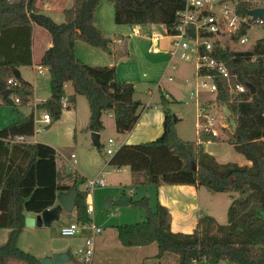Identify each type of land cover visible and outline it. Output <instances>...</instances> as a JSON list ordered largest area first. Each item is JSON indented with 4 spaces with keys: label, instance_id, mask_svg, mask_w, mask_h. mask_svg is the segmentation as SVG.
I'll return each instance as SVG.
<instances>
[{
    "label": "trees",
    "instance_id": "trees-1",
    "mask_svg": "<svg viewBox=\"0 0 264 264\" xmlns=\"http://www.w3.org/2000/svg\"><path fill=\"white\" fill-rule=\"evenodd\" d=\"M100 1L72 0V5L63 10V21L57 23L41 12L38 0H0V103L15 107L12 96L20 103L32 96V87L22 80L18 67L31 64L32 32L38 26L52 43L38 63L49 71L50 96L39 108L49 115L50 123L59 119L63 101L74 103L80 94L89 106L88 130L103 129L101 116L105 111L112 113L118 133H128L134 127L141 104L133 99L134 85L117 81L114 66L89 65L75 55L77 41L110 51L111 39L95 24V10ZM107 1L113 5L115 24H155L167 30L176 24V13L184 6V0ZM214 57L225 62L233 83L245 86V92L235 95L222 76L214 78L218 88L215 99L226 104L235 122L227 142L249 165L220 164L197 142L181 139L176 131L179 118L169 107L172 101L163 93L159 98L162 133L152 141L119 146L108 161L114 166L128 165L132 172H143L147 185L191 184L204 186L211 192H237L227 210L228 223L219 225L212 217L201 215L193 233H174L170 230L168 209L158 202L151 208L144 196L132 204L144 209L145 219L115 226L117 238L125 247L155 243V258L172 253L177 255L176 264H219L224 260L233 264H264V37L244 52L216 46ZM10 78L17 85H9ZM67 82L73 88L69 96L64 90ZM5 89L8 93L2 95ZM33 130L30 114L0 129V138L9 143L11 137L32 135ZM198 137L200 142L216 140L202 130ZM17 145L12 147L25 148L27 163L12 161L6 169L0 164V229H8L6 241L0 244V264H8L9 259L22 264H42L17 245L24 227L23 211L40 213L54 205L58 192L75 187V220L87 224L90 222L87 190L79 188L86 180L73 173L70 185L59 184L56 152L51 146ZM7 150L6 145L0 150V163L4 162Z\"/></svg>",
    "mask_w": 264,
    "mask_h": 264
},
{
    "label": "crops",
    "instance_id": "crops-1",
    "mask_svg": "<svg viewBox=\"0 0 264 264\" xmlns=\"http://www.w3.org/2000/svg\"><path fill=\"white\" fill-rule=\"evenodd\" d=\"M105 1L101 0L96 7L95 24L106 37L111 39L110 51L106 52L83 41H77L75 44V55L79 60L89 65L114 66L117 81L131 82L134 85L133 99L141 103L138 109L140 115L136 124L128 133H118L112 113L105 111L101 116L103 129L97 132L99 145L95 146L90 137L92 131L87 128L89 118L88 102L85 96L80 94L76 95L74 103L66 102L59 119L53 123H50V121L44 122L42 115L45 111L39 108V104L50 96L49 71L38 63L43 52L52 43L47 33L36 26L33 27L32 32L31 64L18 67L22 80L29 83L32 87V96L22 103L15 102L14 96H12L11 99H13L15 107L0 103V109L8 106L12 108L11 111L13 113L10 116V123L1 126L0 129L32 114L34 132L32 135H15L9 139V143H7L6 139L0 138V150L4 148V145L8 147L7 152L3 155L4 162L1 161L0 164L4 169L12 161L26 164L28 161L27 152H25V148L18 145L43 143L51 146L56 152L55 164L57 182L59 184L70 185L73 175L69 178L66 173L68 175L75 173L78 177H83L86 180L85 183L79 186L81 190H86V184L89 180L97 176H103L105 184L95 187L90 194L87 192L86 196L87 208L92 211L90 224L101 228V232L94 236V255L87 263H84L76 256L75 264H151V262L145 263V261L150 260L154 261L153 264H176L177 255L170 256L172 253H166L162 258L156 259L157 246L155 243L125 247L119 242L115 226L140 222L146 216L144 209L134 206L132 201L139 200L145 196L148 198L151 208H154L156 202L160 203L170 213V230L174 233L191 234L196 229L201 215L212 217L219 225L227 224L228 207L238 194L237 192H211L204 186L191 184L162 183L158 186L147 185L144 183L145 176L143 172H132L128 165L114 166L109 163L108 160L111 155L105 154V150L101 149V146H105V141H101L102 132L106 129L103 117L107 116L112 121V133L115 135L112 139L118 147L123 144H137L156 139L162 133L163 112L159 105L161 93L172 102L177 101L174 95L175 92L167 86V84L173 82L174 74H167V72L172 69L174 73L176 72L177 77H185L186 71L184 66L179 67L178 71H176V68H178L175 61L177 57H172L169 53L171 50V37L166 33L163 25L115 24L113 17L110 19L108 14L105 15L113 5L106 4ZM38 5L43 14L60 23L63 21V10L71 6L72 3H70V0H38ZM191 62L193 63V61ZM173 66L174 68H172ZM27 67L31 68L32 77L30 79H27L23 73V69ZM194 73H191V79H194ZM168 75H172L173 80L169 81L167 79ZM41 77L42 85H40L39 81ZM70 85V82L64 84L67 96L73 93L72 85ZM69 87H71V90ZM195 103L197 118V122L195 119V139L188 141L197 142L203 148V151L212 155L220 164L236 163L238 165H249L250 162L228 142L218 141L217 138L215 141H199L198 135L199 131H201L198 118L199 102ZM178 118L179 121L176 124L177 134L181 139L187 140L179 133L178 125L181 122V117ZM37 122L43 124L46 132L55 131L57 133L56 140L38 139L36 136L38 132L36 129ZM20 136H23V139H19ZM13 144H18V147L13 148ZM64 147H69L74 152L66 160V163L68 162V164L65 163L66 170L63 168L62 171H59L58 155L62 157L61 149ZM95 147L98 148L99 153L94 149ZM230 151L237 155L238 162H230L226 159L225 154L226 152L230 154ZM72 154L74 157H72ZM96 189H99V194H94ZM122 194L130 197L128 205L115 206L110 211L109 207L105 208L107 209L106 213L101 215L102 220L99 221V215L96 211L101 212V210L97 209V206L101 205L103 199L108 196H112L113 200H116ZM56 203L57 200H55L54 205ZM63 214H69L70 222L76 221L75 210L71 213L62 211L59 218ZM27 228L32 227L24 226L23 230ZM78 234L81 244L85 237L92 234V231L89 225H84ZM19 248L22 249L21 247ZM54 252H68L70 255V252L66 251L65 245L44 248L40 251H29L30 254L37 258L49 256ZM99 255L102 256L101 259ZM70 259H72L71 255ZM11 260L15 259H10L8 264H10ZM17 262L16 264H22L20 261Z\"/></svg>",
    "mask_w": 264,
    "mask_h": 264
},
{
    "label": "built area",
    "instance_id": "built-area-1",
    "mask_svg": "<svg viewBox=\"0 0 264 264\" xmlns=\"http://www.w3.org/2000/svg\"><path fill=\"white\" fill-rule=\"evenodd\" d=\"M256 8H264V0H184L183 8L176 13V24L170 30L165 28V31L171 37L170 55L186 61H193L196 84L194 89L189 92L188 100L194 99L199 102L202 92L217 94L218 88L214 81L217 75L225 79L230 92H234L235 95L245 92L243 84L232 82V75L225 62L214 57V50L217 46L231 52H244L251 49L257 40L264 37V33L261 36H256L251 44L253 46H247L251 30H256L259 27L264 30V19L250 13ZM167 79L171 81L173 76L168 75ZM7 83L12 86L17 85L13 78L8 79ZM14 100L19 102L17 97H14ZM65 106L66 101H63V107ZM204 112L207 110L199 103V125L204 132L216 136L217 131L211 127L214 117H208ZM42 120L50 121L46 112L43 113ZM19 139H23V136H20ZM108 144L109 147L105 149V154L112 155L118 146L112 138L108 139ZM72 157H74L73 154ZM104 184L103 176H97L87 182L86 190L90 194L95 187ZM87 213L90 217L91 209L87 208ZM84 225H89L92 234L85 237L83 243L75 249V255L87 263L94 255V236L101 232V228L90 224V222L79 224L76 221H71L62 226L60 232L64 236L76 235ZM201 264L206 263L202 262Z\"/></svg>",
    "mask_w": 264,
    "mask_h": 264
},
{
    "label": "rangeland",
    "instance_id": "rangeland-1",
    "mask_svg": "<svg viewBox=\"0 0 264 264\" xmlns=\"http://www.w3.org/2000/svg\"><path fill=\"white\" fill-rule=\"evenodd\" d=\"M105 2L106 4H109L112 6V4L109 1L106 0ZM70 3H72V0H70ZM107 14H108V17L112 19L113 7H110L109 12L107 11L105 15ZM263 33H264V30L261 27L256 28V30H251L249 33V42L247 46L251 45L254 42L253 40L256 36H261V34ZM6 38L2 39V41H6ZM1 45H5V44L1 42ZM175 61L178 67L176 68V71H178L179 67L180 68L183 66L185 67L186 73L184 74V76L186 78L177 77L175 74L176 72L174 73V70L172 69L168 70L167 74H174V80L173 82H170L169 84H167V86L170 87V89H172L175 92L174 95L176 96V99H177V101H174L171 103L170 107H171V110L175 113V115H177L178 117H181V120H180L181 122L178 125V129L180 131L179 133L182 135V137H184V139L192 140V139H195V131H196L195 119L197 122L196 103H195L196 101L188 100V95H189V92L194 89V86L196 84L195 80L191 79L190 77L191 73L195 72L194 70L195 67L193 66V63L191 61H186L180 58H176ZM23 73L27 79H30L32 77V72H31L30 67L24 68ZM39 81H40V85H42V77ZM69 88L71 90V87ZM215 98H216V94L213 95V93L202 92L200 94L199 103L207 110V112H204V114H206L208 117L210 116L214 117V121L212 122L211 127L215 128V130L217 131V135L215 136L217 140L227 142L228 132L231 131V128L226 124L227 119L224 116L223 112L221 113L222 111L221 106L223 105V103L220 101H217ZM11 110L12 108L8 106L0 109V127L5 126L8 123H10V116L13 114ZM103 119H105L106 129L104 132H102L103 135H102L101 141H105V146H101V149L103 148L102 150H105V148L108 147L107 139L110 137L112 138L115 135L112 133V128H113L112 121L107 116L106 117L104 116ZM200 122L202 123V119ZM36 129L38 131L36 133V136L38 139H42V140L47 139V140L53 141V140H56L57 138V133L55 131L46 132L45 131L46 129L42 123L37 122ZM201 130L203 131V128ZM94 149L98 152L97 147H95ZM73 152L74 151L69 147H64L63 149H61L62 157L58 155V159H59L58 163L60 164V166L58 167L59 171H62L63 168L66 170V164H68V162L66 163V160L70 158V154ZM225 156H226V159L230 162H236L237 160H239L237 155H235V153H233L232 151H230V154L226 152ZM63 164H65L64 167H62ZM66 176L70 178L72 176V173L71 175H68L66 173ZM107 178H109V176H107ZM99 192H100L99 189H96L94 191V194H99ZM104 201H105V198L103 199V202L101 203V205L97 206V209H100L102 212L101 213L100 211L99 212L96 211V213L99 215V221L102 220L101 215L105 214L107 210L104 208ZM114 207L115 206L109 207L108 208L109 211L112 210V208ZM69 223H70L69 214H63L58 220L53 221V223L50 226L43 225L40 227L36 226V227L24 229L19 234L17 245L26 252L40 251L44 248L46 249V248L53 247V246L65 245L66 251L70 252V255L72 258L70 259L69 262L65 264H75V258L77 257L74 251L78 246H80L83 243L85 238L80 244L81 241L79 238V234L72 235V236L62 235L60 232L61 227ZM7 233H8L7 229H0V244H3L6 241ZM170 256H175V255L171 254ZM99 258L101 259L102 256L99 255ZM149 262H151V264L154 263L153 260L145 261V263H149ZM11 263L16 264L18 262L16 260H11L10 264ZM219 264H233V263H231L230 261L224 260V261H220Z\"/></svg>",
    "mask_w": 264,
    "mask_h": 264
},
{
    "label": "water",
    "instance_id": "water-1",
    "mask_svg": "<svg viewBox=\"0 0 264 264\" xmlns=\"http://www.w3.org/2000/svg\"><path fill=\"white\" fill-rule=\"evenodd\" d=\"M251 14L255 16H259L264 19V8H256L250 11ZM251 93L254 92V89L251 85H249ZM8 90L5 89L2 94L6 95ZM222 112L224 116L227 118V124L230 126L231 131L235 129V122L230 114L229 109L226 104L222 105ZM92 142L95 146L99 145V136L97 132L90 133ZM77 196V189L75 187L70 188L66 192H60L56 196L57 203L52 207L46 208L40 213L26 212L23 211L24 215V226L40 227L50 226L53 221L59 219L60 213L65 211L67 213H71L75 207V199ZM130 197L126 194L120 195L119 198L113 200L112 196H108L104 201V208H108L110 206H125L128 205ZM42 264H65L69 259L70 255L68 252H54L49 256H42L38 258Z\"/></svg>",
    "mask_w": 264,
    "mask_h": 264
}]
</instances>
